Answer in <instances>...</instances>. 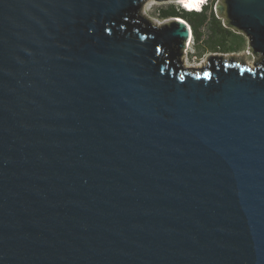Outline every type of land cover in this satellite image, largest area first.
<instances>
[{
  "label": "water",
  "instance_id": "95a60500",
  "mask_svg": "<svg viewBox=\"0 0 264 264\" xmlns=\"http://www.w3.org/2000/svg\"><path fill=\"white\" fill-rule=\"evenodd\" d=\"M145 1L0 0V264H264V64L174 65ZM215 9L264 55V0Z\"/></svg>",
  "mask_w": 264,
  "mask_h": 264
},
{
  "label": "trees",
  "instance_id": "16d2710c",
  "mask_svg": "<svg viewBox=\"0 0 264 264\" xmlns=\"http://www.w3.org/2000/svg\"><path fill=\"white\" fill-rule=\"evenodd\" d=\"M218 0H209L200 11H188L177 6L169 4L166 6L157 7L155 14L158 19L164 20L167 18H181L185 20L192 31L191 44L197 50L192 52L194 55L204 54L207 50L209 52H219V46L230 50H240L246 47L245 37L243 34L227 27L215 9ZM189 8V9H194ZM140 7L137 8L131 15L129 25L132 27H140L146 29H154L155 25L144 18L140 13ZM145 19V21H143ZM163 53L165 58L171 61L174 65L183 66L181 55L177 54L176 46L164 47ZM211 56L209 58H212ZM264 64V56L260 58ZM211 62L201 68L207 69Z\"/></svg>",
  "mask_w": 264,
  "mask_h": 264
},
{
  "label": "rangeland",
  "instance_id": "374dc122",
  "mask_svg": "<svg viewBox=\"0 0 264 264\" xmlns=\"http://www.w3.org/2000/svg\"><path fill=\"white\" fill-rule=\"evenodd\" d=\"M220 2H221V0H220ZM169 4H173V5L177 6L178 2H175V1L172 2L169 0H165V1L147 0L144 3H142V5L140 7L141 8L140 13L144 18L149 20L154 25L157 24L158 26H160L163 22L164 23L168 22L169 19H164V20L158 19L156 14H155V11H156L157 7L166 6ZM188 8H190V7H188ZM218 14L222 18V20L225 22V16L221 15L220 13H218ZM244 40L246 43V47H242V49H240L237 52L232 53V55L226 54V56H224V57L225 58L233 57L234 61H242V62H245L247 64L253 65L254 62H256L258 60L259 55L254 54L251 51V49L248 47L246 37ZM187 48L188 49L186 51L184 49V51L181 55L182 64H183V66H185L187 68H194V69L201 68L204 66V63L207 61V59L209 57L219 55V53H210L209 50H207L204 54H200V55L195 56L194 55L195 53H192V52L196 51L197 48L193 47L191 42Z\"/></svg>",
  "mask_w": 264,
  "mask_h": 264
},
{
  "label": "flooded vegetation",
  "instance_id": "af4514ba",
  "mask_svg": "<svg viewBox=\"0 0 264 264\" xmlns=\"http://www.w3.org/2000/svg\"><path fill=\"white\" fill-rule=\"evenodd\" d=\"M237 51L238 50H230V49L223 48V47H220L219 46V52H210V53H219V55H217L219 57V61H222L223 62V61H226V60H228V61H234V58L233 57L225 58L224 56H226V54L232 55V53L237 52ZM258 55H259V58H258L257 61H260V58L262 56H264V55L262 53H258ZM209 59L210 58L207 59V61L204 63V65H207V64L210 63V60Z\"/></svg>",
  "mask_w": 264,
  "mask_h": 264
},
{
  "label": "bare ground",
  "instance_id": "6f19581e",
  "mask_svg": "<svg viewBox=\"0 0 264 264\" xmlns=\"http://www.w3.org/2000/svg\"><path fill=\"white\" fill-rule=\"evenodd\" d=\"M205 0H180L178 1V3H181L183 4L186 8L190 7V8H199V6H201V2H204ZM194 8V9H195ZM193 10V9H192ZM190 34H191V37H192V31H191V27H190ZM190 34H189V37H190ZM191 42V41H190ZM190 42H189V45H190Z\"/></svg>",
  "mask_w": 264,
  "mask_h": 264
},
{
  "label": "built area",
  "instance_id": "2783aa9c",
  "mask_svg": "<svg viewBox=\"0 0 264 264\" xmlns=\"http://www.w3.org/2000/svg\"><path fill=\"white\" fill-rule=\"evenodd\" d=\"M208 1L209 0H205L204 2H201V6H199V8L197 9V8H195V9H189V8H186L183 4H182V6L181 5H179L181 8H186L188 11H200L202 8H203V6L204 5H206L207 3H208ZM218 2V1H217ZM192 40V37H191V34H190V37L188 38V40L186 41V48H185V51L188 49L187 47H188V45H189V42Z\"/></svg>",
  "mask_w": 264,
  "mask_h": 264
},
{
  "label": "clouds",
  "instance_id": "9594fccd",
  "mask_svg": "<svg viewBox=\"0 0 264 264\" xmlns=\"http://www.w3.org/2000/svg\"><path fill=\"white\" fill-rule=\"evenodd\" d=\"M179 5H181V3H178ZM189 27V26H188ZM190 28V27H189Z\"/></svg>",
  "mask_w": 264,
  "mask_h": 264
}]
</instances>
